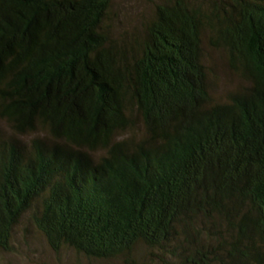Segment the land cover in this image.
<instances>
[{
	"label": "trees",
	"instance_id": "16d2710c",
	"mask_svg": "<svg viewBox=\"0 0 264 264\" xmlns=\"http://www.w3.org/2000/svg\"><path fill=\"white\" fill-rule=\"evenodd\" d=\"M113 8L0 0V252L24 223L88 263L264 264V0Z\"/></svg>",
	"mask_w": 264,
	"mask_h": 264
},
{
	"label": "rangeland",
	"instance_id": "374dc122",
	"mask_svg": "<svg viewBox=\"0 0 264 264\" xmlns=\"http://www.w3.org/2000/svg\"><path fill=\"white\" fill-rule=\"evenodd\" d=\"M162 0H114L113 15L117 33H137L148 20L157 4ZM213 58L212 67L219 79L217 97L225 98L230 91L242 86L243 81L229 70L224 54L221 51H211ZM0 129L10 133L8 124L0 119ZM28 135V138H31ZM24 222V221H23ZM29 225L22 224L16 235L15 249L12 252H0V264H94L75 256L72 252L64 251L57 255L47 246L44 238L39 234L29 231ZM152 259L141 248L135 259L137 264H151ZM96 264H123L122 261L101 262Z\"/></svg>",
	"mask_w": 264,
	"mask_h": 264
}]
</instances>
